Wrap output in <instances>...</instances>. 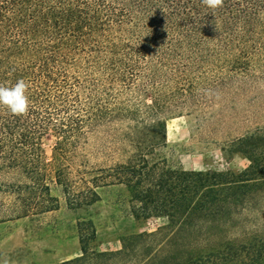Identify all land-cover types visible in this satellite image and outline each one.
I'll return each instance as SVG.
<instances>
[{
  "label": "trees",
  "instance_id": "trees-1",
  "mask_svg": "<svg viewBox=\"0 0 264 264\" xmlns=\"http://www.w3.org/2000/svg\"><path fill=\"white\" fill-rule=\"evenodd\" d=\"M254 68L264 74V0H224L216 10L201 0H0V85L24 79L30 100L23 117L0 107V172L30 181L0 185V223L57 209L39 177L42 141L54 136L52 171L70 209L122 186L135 219L167 222L124 238L117 252L90 250L96 228L82 222L81 255L60 264H264V235L227 236L264 217V130L233 141L230 151L248 162L237 173L170 167L162 155L168 119L201 112ZM106 127L120 160L77 170L100 174L84 185L65 184L89 133ZM6 195L15 196L8 209Z\"/></svg>",
  "mask_w": 264,
  "mask_h": 264
},
{
  "label": "rangeland",
  "instance_id": "rangeland-1",
  "mask_svg": "<svg viewBox=\"0 0 264 264\" xmlns=\"http://www.w3.org/2000/svg\"><path fill=\"white\" fill-rule=\"evenodd\" d=\"M252 72V76L232 80L226 87L210 94L208 105L201 112L184 110L166 121V147L162 149V155L168 166L187 171L235 173L247 167L245 158L230 150L235 139L264 130V74L259 68ZM110 132L106 127L89 133L78 156L70 162L74 174L64 175L65 184L84 185L90 177L100 174H77V170L84 167L91 170L120 160L114 154L120 146L109 142ZM55 141L54 136L42 141L47 172L39 177L42 187H48L50 196L56 200L57 209L43 214L32 212L25 218L1 222L0 264H60L74 259L81 255L78 226L88 220L96 228V239L89 245L90 250L96 252H117L124 238L155 232L166 225L164 218L135 219L130 212L128 192L122 186L100 188L96 203L70 209L64 189L52 171ZM18 182L30 181L27 174L0 172V185H6V191ZM14 199L15 196L6 195V209ZM261 216H264V210ZM262 219L244 231L232 230L228 238H240L243 232L264 235ZM166 233L147 258L164 248L175 235V231ZM159 238L161 236H157Z\"/></svg>",
  "mask_w": 264,
  "mask_h": 264
},
{
  "label": "clouds",
  "instance_id": "clouds-1",
  "mask_svg": "<svg viewBox=\"0 0 264 264\" xmlns=\"http://www.w3.org/2000/svg\"><path fill=\"white\" fill-rule=\"evenodd\" d=\"M201 3L209 9L216 10L223 7L224 0H201ZM28 88L29 85L24 79L18 80L10 87L0 85V107L6 108L13 116H27L30 110Z\"/></svg>",
  "mask_w": 264,
  "mask_h": 264
}]
</instances>
